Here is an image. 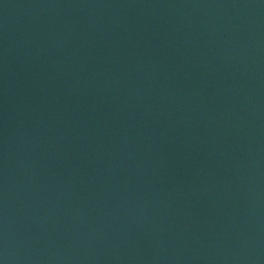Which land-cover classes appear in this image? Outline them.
Instances as JSON below:
<instances>
[{"label":"water","instance_id":"1","mask_svg":"<svg viewBox=\"0 0 264 264\" xmlns=\"http://www.w3.org/2000/svg\"><path fill=\"white\" fill-rule=\"evenodd\" d=\"M0 264H264V0H0Z\"/></svg>","mask_w":264,"mask_h":264}]
</instances>
